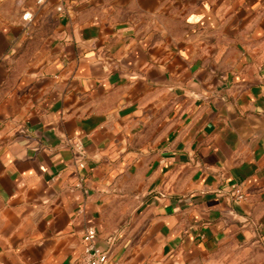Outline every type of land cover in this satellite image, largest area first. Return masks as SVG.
<instances>
[{"label":"crops","instance_id":"0c3cea01","mask_svg":"<svg viewBox=\"0 0 264 264\" xmlns=\"http://www.w3.org/2000/svg\"><path fill=\"white\" fill-rule=\"evenodd\" d=\"M88 226L108 264H264V0H0V264Z\"/></svg>","mask_w":264,"mask_h":264},{"label":"built area","instance_id":"2783aa9c","mask_svg":"<svg viewBox=\"0 0 264 264\" xmlns=\"http://www.w3.org/2000/svg\"><path fill=\"white\" fill-rule=\"evenodd\" d=\"M29 13H24L23 17L27 18ZM73 149L77 155V163L78 165H83V146L80 141L74 140L72 141ZM237 198H243L241 194L236 196ZM97 232L96 229L92 226H88L84 229L83 232V240L85 242V246L83 251L77 257V259L73 262V264H108V254L105 250L101 249L95 244Z\"/></svg>","mask_w":264,"mask_h":264}]
</instances>
